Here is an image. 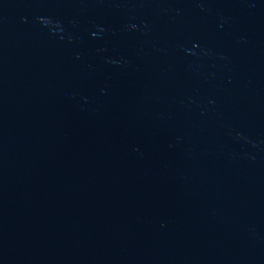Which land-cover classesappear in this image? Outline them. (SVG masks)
I'll use <instances>...</instances> for the list:
<instances>
[{
	"label": "water",
	"instance_id": "1",
	"mask_svg": "<svg viewBox=\"0 0 264 264\" xmlns=\"http://www.w3.org/2000/svg\"><path fill=\"white\" fill-rule=\"evenodd\" d=\"M0 264H264V0H0Z\"/></svg>",
	"mask_w": 264,
	"mask_h": 264
}]
</instances>
